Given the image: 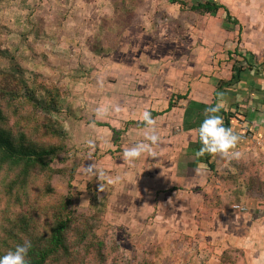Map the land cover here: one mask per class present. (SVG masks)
<instances>
[{
    "label": "rangeland",
    "instance_id": "rangeland-1",
    "mask_svg": "<svg viewBox=\"0 0 264 264\" xmlns=\"http://www.w3.org/2000/svg\"><path fill=\"white\" fill-rule=\"evenodd\" d=\"M216 1L232 19L222 8L194 14L171 0H0V75L41 103L50 99L36 113L66 144L52 165V185L88 214L100 239L88 255L92 262L224 264L200 206L210 172L206 153L196 155L198 129L216 94L218 104L243 113L232 122L238 134L245 130L239 142H259L248 122V87L235 82L241 71L250 73L243 60L251 54L243 59L235 49L243 41L251 48L253 14H264V0ZM220 79L231 82L216 89ZM171 96L175 106L154 118L159 155L125 159L124 149L145 141L152 127L133 122L145 110H165ZM258 151L261 169L264 150ZM93 162L99 174L84 171ZM238 249L227 264H249Z\"/></svg>",
    "mask_w": 264,
    "mask_h": 264
},
{
    "label": "trees",
    "instance_id": "trees-1",
    "mask_svg": "<svg viewBox=\"0 0 264 264\" xmlns=\"http://www.w3.org/2000/svg\"><path fill=\"white\" fill-rule=\"evenodd\" d=\"M186 1L171 0L180 4L182 10L187 7L188 10L184 11L194 14H211L222 8L232 19L228 8L216 0H203L190 5ZM0 76L5 78L4 82H0V255L30 240L29 264H100L92 262V257L88 256L100 241L99 238L96 240L88 214L74 210L68 193L57 192L52 185L51 179L56 172L52 165L62 159L60 153L65 150L66 144L57 130L42 123V116L36 113L39 107L47 109L50 99L41 103L33 94L22 93L17 80V87L13 89L11 81L15 78ZM230 82L220 79L216 89ZM185 95H177V98H184ZM172 97L165 110H149L153 118L175 106ZM217 104L215 94L209 106ZM234 106L228 109L222 106L218 113L227 127H231L232 119L243 115L238 114ZM133 124L138 128L148 126L143 118ZM258 150H252L248 156L242 153L239 158L229 161L235 167L236 175L246 184L248 194L260 197L264 194V175L260 171L264 170V164L260 169ZM215 154L206 153L208 169H214L209 159ZM40 200L44 206L36 208ZM236 250L239 249L231 246L222 252L220 262L227 264Z\"/></svg>",
    "mask_w": 264,
    "mask_h": 264
},
{
    "label": "crops",
    "instance_id": "crops-1",
    "mask_svg": "<svg viewBox=\"0 0 264 264\" xmlns=\"http://www.w3.org/2000/svg\"><path fill=\"white\" fill-rule=\"evenodd\" d=\"M262 16L264 14L261 15L258 12L253 14L256 28L251 40V48H245L243 41L242 48L236 44L235 49V52L242 53L240 57L243 59L247 57L245 54H251V58L247 57L248 60H243L249 65L250 73L247 75V72L241 71L239 79L237 78L235 82L239 88L248 87L246 96L250 95L252 114L249 116L251 121H247L251 122V126L256 129V138L260 139L259 142H239L234 151L239 150L241 153L252 147V150L258 148L264 150V18ZM240 28L239 26L238 31ZM233 97L230 96L228 99L234 102ZM232 122L231 128L238 130L236 127L239 126H235L234 129ZM209 162L213 163L214 169H207L210 172L208 173L209 186L205 187L204 199L200 206L204 207L207 214L205 222L207 227L210 225L209 228H211V233L206 234L213 233L216 236L211 244L214 243L216 253H222L223 249L231 246L241 248L249 264H264V194L260 197L249 195L242 178L235 174L236 171L233 169L235 167L232 168L231 173L225 172V165L231 162L221 154L216 153ZM234 204L246 206L247 211L239 212L233 209ZM205 240L209 241L210 238ZM203 243L205 246L208 245L206 241ZM214 252L211 256L219 255Z\"/></svg>",
    "mask_w": 264,
    "mask_h": 264
},
{
    "label": "clouds",
    "instance_id": "clouds-1",
    "mask_svg": "<svg viewBox=\"0 0 264 264\" xmlns=\"http://www.w3.org/2000/svg\"><path fill=\"white\" fill-rule=\"evenodd\" d=\"M222 106L221 104H217L205 109V118L198 129L202 147L197 151V156H203L205 153H219L229 160L241 156L242 153L240 151H234L240 141V135L231 127H227L222 115L218 114ZM142 118L147 125L152 126L144 133L145 141H150V143L138 141L133 146L125 148V159L134 160L141 157L145 152L149 153L153 158L159 155L153 148V145H158L161 142L160 133L155 127L156 120L149 110L143 112ZM86 143L94 146L95 141L89 139ZM84 171L92 175L99 174L95 162L88 164ZM31 247L32 242L30 240L17 244L13 249L0 255V264H29L28 253Z\"/></svg>",
    "mask_w": 264,
    "mask_h": 264
},
{
    "label": "built area",
    "instance_id": "built-area-1",
    "mask_svg": "<svg viewBox=\"0 0 264 264\" xmlns=\"http://www.w3.org/2000/svg\"><path fill=\"white\" fill-rule=\"evenodd\" d=\"M245 130H242L239 135H240V138H245V134H244ZM233 209L239 211V212H246L247 211V208L246 206L242 205V204H234L233 206Z\"/></svg>",
    "mask_w": 264,
    "mask_h": 264
}]
</instances>
